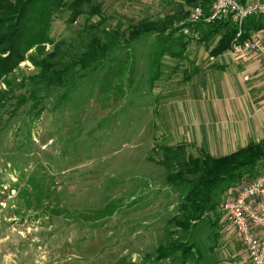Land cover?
Here are the masks:
<instances>
[{
    "label": "rangeland",
    "instance_id": "374dc122",
    "mask_svg": "<svg viewBox=\"0 0 264 264\" xmlns=\"http://www.w3.org/2000/svg\"><path fill=\"white\" fill-rule=\"evenodd\" d=\"M182 4L84 0L86 14L74 22H68L66 8L54 11L43 52L34 46L25 54L14 72L18 81L19 74L38 73L31 59L38 62L42 54L54 53L53 63L61 69L92 39L106 43L111 37L113 47L95 71L69 72L61 86L42 89L44 109L35 123L26 105L0 131V264H148L157 248L172 240L193 243L204 254L238 250L232 228L217 210L228 193L250 180L223 184L215 192L219 204L209 217L219 213L228 226L220 237L210 235L206 219L172 240L168 234L184 191L167 183V174L177 170V161L198 157L201 150L184 144L182 157L172 161L163 158L160 147L175 153L182 145L180 126L187 131L196 121L188 96L210 83L193 74L203 50L192 40L193 48L182 51L174 35L170 45L158 32L132 42L128 32L122 34L141 20L163 26L168 19L167 33L185 19ZM94 8L99 14L89 15ZM214 37L206 41L208 50ZM178 50L182 53L171 57ZM171 259L163 264H180Z\"/></svg>",
    "mask_w": 264,
    "mask_h": 264
},
{
    "label": "trees",
    "instance_id": "16d2710c",
    "mask_svg": "<svg viewBox=\"0 0 264 264\" xmlns=\"http://www.w3.org/2000/svg\"><path fill=\"white\" fill-rule=\"evenodd\" d=\"M83 2L84 0H71L69 4H65L64 0H0V82H3L5 86V90L0 89V131L6 129L7 121L17 117L18 110L26 105H29L27 112L34 113L32 121L35 123L44 109L42 89L47 90L56 85L61 86L64 76L69 72L95 71L100 61L112 49L111 37L107 38L106 43L92 39L87 44L85 52L78 57L65 60L61 69H56V64L53 63L54 53L42 54L44 56H41V60L38 62L31 59L32 63L39 67L36 75L19 74L20 80L16 79L14 72L25 60V54L34 46L38 47L39 53L43 52L41 45L46 41L45 27L49 25L54 11L62 12L66 8V12L69 13L68 22H74L86 14V12H81ZM182 3L180 12L183 13L185 19L194 9L202 10V17L198 22L184 24V26L177 25L166 33L167 27L171 24L168 19L164 21L163 26L161 23L158 26L153 21L141 20L136 24L129 25L122 31V34L125 35L128 32L127 40L132 42L144 35L158 32V35L163 37L160 40L168 42L170 45L173 43L171 40L174 41V35L180 42L182 51L192 40L206 42L215 36L216 39L209 47L208 52V55L212 57L228 52L237 38L238 32H240L237 38L238 43L256 35L261 36L264 41V15L249 17L240 27L229 18L207 23L206 18L210 14L212 0H182ZM88 14L96 16L99 14V9L94 8ZM87 19L89 18L86 17ZM99 25L101 22L97 24L96 28ZM183 27L189 28L191 34L181 35L180 30ZM177 34L178 36H176ZM166 49L171 48L167 46ZM181 50L172 52L171 57L179 56L182 53ZM5 115L8 117L3 122ZM26 132L29 134V128ZM184 146L175 147V153L170 146H161L160 151L165 160H178V157L183 155ZM171 155L173 156L171 157ZM176 165L177 170L168 173L166 181L184 191V197L178 208V217L172 218L169 222L174 224L168 233L171 240L173 236L188 233L203 219L207 220L210 235L218 238L224 227L223 223H220V214L213 215V219L209 217L215 213L219 204V200L214 198V195L216 197L215 192L223 184H235L243 179L251 182L264 173V138L257 143H248L221 157H213L201 150L198 157H187L186 161L179 160ZM223 192L220 191V194ZM155 253L154 258L146 261L148 264H163L168 257L174 258L175 262L179 261L180 264H197L198 262L195 260L199 261L207 255L202 253L201 249L196 248L193 243L175 240L165 247L159 246Z\"/></svg>",
    "mask_w": 264,
    "mask_h": 264
},
{
    "label": "crops",
    "instance_id": "0c3cea01",
    "mask_svg": "<svg viewBox=\"0 0 264 264\" xmlns=\"http://www.w3.org/2000/svg\"><path fill=\"white\" fill-rule=\"evenodd\" d=\"M195 44L203 52L192 64L193 74L204 75L210 83L188 96L195 104L191 110L196 111V121H191L187 131L180 126L179 134L184 136L177 143L220 157L264 138V67L258 57L234 58L229 52L212 57L206 42ZM220 223L224 225L222 231H226V222ZM236 245L237 251L226 249L210 254L209 250L204 264L246 263L244 251Z\"/></svg>",
    "mask_w": 264,
    "mask_h": 264
},
{
    "label": "built area",
    "instance_id": "2783aa9c",
    "mask_svg": "<svg viewBox=\"0 0 264 264\" xmlns=\"http://www.w3.org/2000/svg\"><path fill=\"white\" fill-rule=\"evenodd\" d=\"M264 15V2L253 0H212L207 23L231 19L237 26L252 16ZM202 17L200 8L194 9L181 26L196 23ZM180 33L189 35V28L183 27ZM240 32L237 34L239 37ZM237 38L228 51L234 58L255 55L264 67V41L256 35L238 43ZM232 195V196H231ZM232 228L235 240L246 255L244 264H264V173L251 182L241 185L227 194L217 210Z\"/></svg>",
    "mask_w": 264,
    "mask_h": 264
}]
</instances>
